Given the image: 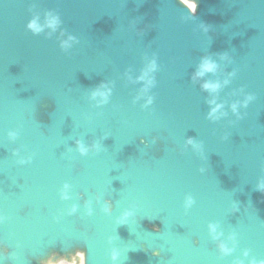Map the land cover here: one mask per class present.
<instances>
[{"label": "water", "instance_id": "1", "mask_svg": "<svg viewBox=\"0 0 264 264\" xmlns=\"http://www.w3.org/2000/svg\"><path fill=\"white\" fill-rule=\"evenodd\" d=\"M49 10L62 21L56 32L28 28ZM68 34L78 42L65 52ZM223 52L221 71L205 79L236 75L219 93L228 116L212 121L210 95L191 75L202 56ZM152 55L155 100L145 108L136 99L143 82L126 73L139 75ZM102 80L113 91L97 105L91 91ZM241 89L255 99L238 119L230 105ZM188 137L202 150L185 146ZM77 139L101 150L81 155ZM262 179L264 0H197L195 13L178 0H0V264L71 260L77 251L86 264H114V247L115 264H232L246 248L264 258ZM188 195L195 203L185 209ZM127 208L135 215L119 223ZM210 222L225 239L238 234L232 255L220 253Z\"/></svg>", "mask_w": 264, "mask_h": 264}, {"label": "clouds", "instance_id": "2", "mask_svg": "<svg viewBox=\"0 0 264 264\" xmlns=\"http://www.w3.org/2000/svg\"><path fill=\"white\" fill-rule=\"evenodd\" d=\"M183 3L189 6L192 13L196 12L197 9V0H182ZM62 23L60 16L57 12L49 10L45 14V22H40L39 15L34 16L28 23V28L32 30L34 33L39 34L43 32L46 28L51 31L48 33L51 36L56 30L59 28ZM208 28L205 27V31ZM64 35V31H61V36ZM78 42L77 37L74 35L68 34L66 39L61 40V48L67 52L69 49L73 47V44ZM219 56L220 60L228 59V53H216V54H206L200 58L198 65L195 70L192 72L191 79L194 83H199L202 90L206 91L210 95V99H208V104L210 106V110L208 112V118L212 121H219L222 118L228 116V111L226 109L225 103L219 100L220 91L229 83H231V78L236 75V71L232 70L230 72L226 71L224 78L221 79H205L208 73H217L221 71L220 60H217L215 56ZM159 65L157 62V58L155 55L151 57L145 56V65L143 69L140 70L139 75H133L131 71L126 73L129 80L134 82H143L142 93L136 99L145 98L144 107L147 108L149 105L154 103L155 97L150 93L151 89L155 87L156 77L155 73L158 71ZM113 84L109 81H100L98 85L91 91V99L96 101L97 105L107 104L112 95ZM243 93V89L240 90ZM255 99V95L253 93H243V99H237L231 103L230 108L231 112L238 118H243V113L241 112V108H247L249 104ZM12 138H15L18 135V132L12 131L9 133ZM227 138V137H225ZM77 145V149L81 155H88L90 151H100L101 145L99 142H93L91 145H86L83 140L77 139L75 141ZM192 145L195 149L202 150L203 142L197 141L195 137H188L185 141V146ZM31 157L21 158L20 162L25 163L30 160ZM71 188L72 185L68 182H65L63 188L61 189V198L63 200L71 199ZM258 188L264 190V179H262L258 185ZM97 202H100V197H97ZM195 203V199L193 196L188 195L184 201L185 209H189ZM86 212L89 216H91L94 212V208L92 206L93 202L91 200H86ZM79 204H73L70 208V213H76L79 209ZM102 211L106 214H111L113 212V204L111 200H104L101 204ZM135 215V211L133 208L125 209L117 220L119 223H126L129 218ZM3 217H0L2 220ZM209 233L214 241L217 242V247L220 253L223 256H230L236 251V246L238 244V234L233 231L231 232L227 238L225 239V233L221 229L218 222H210L208 225ZM112 238H110L111 240ZM250 249H244L242 257H236L232 264H264V258H257L256 256L250 255ZM77 256L80 257L78 264H86V253L84 251H79L76 253ZM120 257V250L118 248H112L111 250V259L114 262H117ZM40 264H77V260L75 256L71 261H69L66 257L56 258V255L53 254L49 256L47 259H41Z\"/></svg>", "mask_w": 264, "mask_h": 264}]
</instances>
